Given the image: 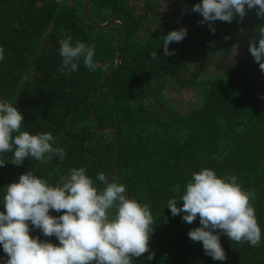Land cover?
Returning a JSON list of instances; mask_svg holds the SVG:
<instances>
[{"label": "trees", "instance_id": "trees-1", "mask_svg": "<svg viewBox=\"0 0 264 264\" xmlns=\"http://www.w3.org/2000/svg\"><path fill=\"white\" fill-rule=\"evenodd\" d=\"M75 1L0 0L5 55L0 102L18 108L22 130L50 132L66 153L63 162L41 165L26 159L19 167H0V212L7 185L29 170L57 184L68 168L83 166L95 180L97 172L110 177L118 157L113 177L126 186L129 198L150 205L155 220L149 241L155 256L149 261L145 253L133 264H264V73L248 51L264 20L249 10L242 21L213 22V33L208 23H198L200 14L190 11L201 0H90L96 19L117 18L128 31L115 67L124 28L98 31L72 6ZM181 27L186 37L171 43L174 55L165 56L163 36ZM68 37L73 46L95 45L94 70L82 62L75 72L58 70L60 42ZM152 51L158 53L155 60ZM169 81L196 96L197 106L186 115L170 114L157 102L156 86ZM93 116L102 131L116 129L118 152L115 133H100ZM202 168L221 177L235 175L245 190L255 192L251 203L262 232L260 246L221 235L227 259L213 260L202 242L187 235L200 226L199 218L188 224L181 215H171L167 201L179 200L191 174ZM61 214L50 210V215ZM29 227L30 236L59 245L55 236ZM7 258L0 246V264Z\"/></svg>", "mask_w": 264, "mask_h": 264}, {"label": "clouds", "instance_id": "clouds-1", "mask_svg": "<svg viewBox=\"0 0 264 264\" xmlns=\"http://www.w3.org/2000/svg\"><path fill=\"white\" fill-rule=\"evenodd\" d=\"M249 10L264 20V0H201L190 9L202 16L198 23H208L213 33V22L231 23L236 17L242 21ZM256 31L258 37L249 41L248 51L264 73V24ZM186 35L184 27L164 35V55H174L169 45L181 42ZM59 55L62 63L58 70L62 73L77 71L81 62L89 71L96 67L94 44L76 42L73 46L68 37L60 42ZM149 55L155 60L158 53ZM4 59L0 47V61ZM23 126L24 117L18 108L0 102V157L12 154L0 158V167L6 163L19 167L26 159L41 165L53 159L63 162L65 148L57 146L56 137L50 132L31 134L22 130ZM87 171L83 166L68 168L59 183L50 184L29 170L18 182L7 185L2 201L5 211L0 212V246L8 257L4 264H133L145 253L149 261L154 258L149 245L155 224L150 205L129 198L126 186L115 177L110 181L107 174L97 172L94 180ZM237 179L202 168L191 174L179 200L174 197L167 201L173 217L181 215L188 224L199 218L200 226L187 235L193 242H202L205 255L213 260L227 259L221 235L231 242L254 247L261 244L262 232L251 203L255 192L245 190ZM178 201H182L181 207ZM50 210L62 214L53 216ZM29 224L44 237L55 236L59 245L30 236Z\"/></svg>", "mask_w": 264, "mask_h": 264}, {"label": "rangeland", "instance_id": "rangeland-1", "mask_svg": "<svg viewBox=\"0 0 264 264\" xmlns=\"http://www.w3.org/2000/svg\"><path fill=\"white\" fill-rule=\"evenodd\" d=\"M61 1H68V4H70V0ZM72 6H75L79 10L80 16L85 18L86 3L84 0H76ZM89 18L97 25L107 23L99 21L92 13H90ZM156 91L157 102L170 114L186 115L198 104L196 96L192 91L175 88L170 81L156 86Z\"/></svg>", "mask_w": 264, "mask_h": 264}, {"label": "water", "instance_id": "water-1", "mask_svg": "<svg viewBox=\"0 0 264 264\" xmlns=\"http://www.w3.org/2000/svg\"><path fill=\"white\" fill-rule=\"evenodd\" d=\"M84 1H85V3H86L85 19H86L87 22H89V23H90L95 29H97L98 31H104V30H107L108 28H110V27H112V26H114V25H121V26L124 28V36H123V39H122L121 43L119 44L117 50L114 52V54H115V58H116L115 67H117V66L120 64V60H119V57H118V51L120 50V48L122 47V45L125 43V41H126V39H127V36H128V31H127L126 27L124 26L123 22L120 21V20L117 19V18H114V19H112V20H109V21H107V23H105V24H103V25H97V24H94V23L90 20V18H89V16H90V0H84ZM115 67H114V68H115ZM113 70H114V69H113ZM111 71H112V70H109V71L105 72V73L102 75V77H101V79H100V81H99V83H98L96 89L99 88V86H100V84L102 83L104 77L108 76V75L110 74ZM95 93H96V91L94 92V95H95ZM93 120H94V122H95V126H96L97 130H98L100 133L110 132V131L115 133L116 140H117V152H118V134H117L116 129H115V128H108L107 130L102 131V130L100 129L98 123L96 122L94 116H93ZM117 155H118V154H117ZM117 161H118V157H117V159H116V165H117ZM116 165L114 166V168H113V170H112V172H111V174H110V177H109V178H110V181H111V178H113V173H114V170H115Z\"/></svg>", "mask_w": 264, "mask_h": 264}]
</instances>
